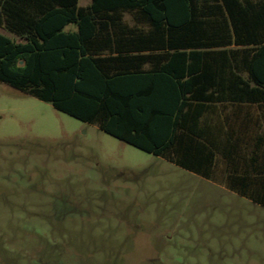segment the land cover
Returning a JSON list of instances; mask_svg holds the SVG:
<instances>
[{"label":"rangeland","instance_id":"rangeland-1","mask_svg":"<svg viewBox=\"0 0 264 264\" xmlns=\"http://www.w3.org/2000/svg\"><path fill=\"white\" fill-rule=\"evenodd\" d=\"M0 264H264V200L0 82Z\"/></svg>","mask_w":264,"mask_h":264},{"label":"trees","instance_id":"trees-1","mask_svg":"<svg viewBox=\"0 0 264 264\" xmlns=\"http://www.w3.org/2000/svg\"><path fill=\"white\" fill-rule=\"evenodd\" d=\"M63 7L28 17L23 42L0 34V82L211 180L220 147L211 117L227 102L264 101V0H91L88 9L73 0ZM97 21L120 38L117 49L138 53L120 62L150 69L109 75L101 70L106 60L86 58L82 38ZM76 22L78 33L63 31Z\"/></svg>","mask_w":264,"mask_h":264},{"label":"crops","instance_id":"crops-1","mask_svg":"<svg viewBox=\"0 0 264 264\" xmlns=\"http://www.w3.org/2000/svg\"><path fill=\"white\" fill-rule=\"evenodd\" d=\"M72 1L0 0V34L18 43L23 42L18 35L20 30L29 27L31 22L28 17L37 18L47 12L65 10L63 5ZM90 3L91 0H78V8L88 9ZM49 27L57 25L50 24ZM87 27L90 30L96 27L97 30L87 31L88 34L82 38L85 56L106 60L101 68L106 74H136L150 69L149 64L118 60L119 57L138 53L117 49L116 42L120 38L99 30L110 27L106 22L97 21L95 26ZM63 31L76 34L79 23H70ZM211 119L209 133L220 146L216 153L217 167L212 171L211 180L225 181L229 190L241 196L251 195L264 200V101L227 102L225 112L221 115L216 113Z\"/></svg>","mask_w":264,"mask_h":264}]
</instances>
